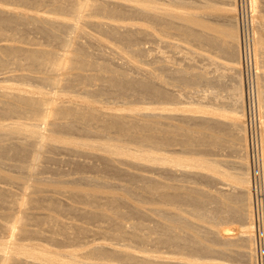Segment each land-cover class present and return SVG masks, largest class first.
Wrapping results in <instances>:
<instances>
[{"label": "bare ground", "instance_id": "bare-ground-1", "mask_svg": "<svg viewBox=\"0 0 264 264\" xmlns=\"http://www.w3.org/2000/svg\"><path fill=\"white\" fill-rule=\"evenodd\" d=\"M162 1L166 2L4 0L5 3L21 5L24 9L18 12L0 10V80L6 81L12 77L16 80L18 77V81L21 78L30 87L23 89L7 86L0 89V158L11 156L17 159L13 166L17 168L15 173H6L0 159V184H5L0 185V211L9 217L8 221H1L0 224V264H232L223 261L222 257L226 259L228 255L230 262L231 256L226 251L232 250L234 246L240 247L236 257L244 264H255L258 260V253L262 249L256 234L259 191L258 180L249 164L251 146L248 123L233 128L238 137L237 149L244 150V158L247 160L244 172L234 175L230 170L240 186H235L234 193L223 192L214 183L216 185L219 177L227 176L229 171L225 169L228 171L226 173L219 161L210 156L216 154L211 150L212 147H221L222 141L226 143L224 138L221 141L220 136L213 133L222 134L225 129L212 124V120L211 123L204 122L199 126V129L205 131H197L196 135L189 131L190 127H174L171 122L173 116L169 113V104L177 99L169 88L172 83L154 71L147 70V76L142 78L138 75L141 69L133 64V59L140 58L138 56L144 51L139 46L140 42L150 35L149 29L142 26L144 22L154 28L157 26L163 35L172 36L173 30L178 31L176 33L184 36L192 47L217 53V56L234 64L229 70L234 81L239 82L234 87L237 90L236 102L240 104L245 96L241 84V66L243 61H248L250 52V44L244 41L243 34L241 36L238 33L239 18L234 14L242 0ZM250 2L253 10L259 8L257 0ZM219 4L229 7L221 19L217 18L221 10ZM41 7L49 9L40 12ZM176 8H183L185 14L175 15L173 10ZM98 16H102V19H94ZM257 26L261 31L258 38L253 35V59L258 69L257 80L261 81L264 26ZM86 27L122 44V53L114 50L121 57L116 56V59L121 62L110 57L100 58L101 61L93 58L88 43H96V48L104 49L98 39L85 30ZM81 38L85 39L84 42ZM130 53L132 56H129ZM200 57L203 55L191 56L189 59L194 62ZM191 62L190 65L194 64ZM117 64L122 66L118 67ZM123 66L136 68L137 75L131 74ZM194 68L188 72L186 82L183 80V83L191 85L203 79V74ZM15 69L27 72L15 76ZM221 75L226 76L223 72ZM28 80L38 84L31 85ZM105 94L143 96L160 105L148 108L150 112H143L141 108H132L128 112L106 111L96 106L99 95ZM258 96L259 103L263 104L261 86L258 88ZM239 107V110L233 112L246 116L244 103ZM18 115L20 118L25 115L33 123L27 124L18 119L5 122L6 119H3L14 116L18 118ZM40 124L48 125L50 134L44 133V127ZM74 132L82 133V137L87 135V139L70 136ZM227 133L230 137L231 129ZM176 135H180L181 145H205L209 148L207 155L210 156L204 159L190 157L192 160L189 161L186 156L178 155V151L174 150ZM91 136L100 137L101 140H91ZM261 146L264 157V135ZM68 147L77 153H99L101 156L95 155L103 167L127 182L120 187L122 195L107 190L110 189L106 186L107 179L84 176V172L82 176L70 179L60 175L52 178L41 176L39 165L47 157L46 153ZM230 147L233 145L230 144ZM184 151L187 153L189 150L187 148ZM116 162L134 171H123L117 167ZM197 165L205 171L201 177L208 183V189L203 193L192 187L189 189L188 185L176 183L187 181L190 176L187 173L189 166ZM184 205L190 206L191 210H188L191 214L208 224L205 230L182 218L178 220L181 214L178 213V218L173 207ZM70 214L89 224H102L94 230L89 228V224L69 222L62 217ZM216 218L226 228L221 223H215ZM125 219L132 220L130 225L126 224ZM145 219L150 222L146 223ZM233 220L242 221L239 229L227 226ZM188 231L194 234L189 235ZM99 234L125 243L121 247H112L98 242L78 253V248H75L77 251H54L43 242H34L46 240L51 246L53 243H60L59 246H63L62 243H73L75 247L89 237H94V241L95 235ZM224 247L227 249L224 250Z\"/></svg>", "mask_w": 264, "mask_h": 264}, {"label": "rangeland", "instance_id": "rangeland-1", "mask_svg": "<svg viewBox=\"0 0 264 264\" xmlns=\"http://www.w3.org/2000/svg\"><path fill=\"white\" fill-rule=\"evenodd\" d=\"M179 1L184 2L186 0H179ZM160 2L165 3L166 1L163 2L162 0H160ZM219 2H222V0H219ZM9 3L10 2L5 3L4 0H1L0 1V10L1 11L18 12V11H21L22 9H24L23 6L18 5L14 2H13L14 4L13 3L9 4ZM257 5H259V8H256V10H253L252 9V3L250 2V0H242L241 5L238 4V6H240L241 8L238 7V11H235V13H234V14H237V17L239 18L237 20V21H239L238 29H240V31L238 30V33H240L241 36L243 34L242 38H244V41L247 42V44H250L249 45V48H250L249 51L250 52H249V55L247 58L248 61H246V60L243 61L244 64H242V66H241V68L243 70V81L241 84H242L243 91H245L244 92L245 96L243 97V101L241 98L242 102H240V104H237V102H236L237 95L235 96V94H237V92H236L237 90H236V86L234 87V85H238L239 82L236 79H235L236 81H234L233 77L230 76L231 70H229L230 67H232L234 64L229 63L227 60H225L224 58H221L220 56H217L218 55L217 53L214 54L210 51H202V50H198V49L192 47V45L184 38V36L182 37V35H179L178 33H176L178 31L173 30L171 32L172 36L163 35V34H161V32L159 31L157 26L155 27L156 28V30H155L154 26H151V24L149 25V23L144 22V24L142 25L143 28L149 29V31L152 32L153 34H151L149 32L150 38L147 36V39H146V37L142 39L139 46L143 47L144 51L141 55L138 56L140 58L135 59V58H137V57H135L133 59V64H134V67H137V68L139 67L138 69H141L140 72L138 73V75L142 78L147 76L148 71H154L156 74H160L167 82L172 83V84H169V88L171 89V92L173 91L172 93L176 96L177 99L175 100L174 103L169 104V108H170L169 113L171 114V116H173L175 118V119H173V117H172V120H171L173 126L175 125L174 127H177V128L183 127V128H187V129H189V127H190L189 131L190 130L193 131V134L196 135L197 131H199L200 133L201 132L203 133L205 131L202 128L199 129V126H201L204 122H210V120H212L213 121L212 124L218 126L219 128L221 127L223 129H225V130H223L224 134L223 133L218 134L217 132L213 133L218 137L220 136L219 140L221 138H224L226 140L225 141L223 139L226 142V143H224L221 139V141L223 143V145L221 147L216 148L214 146L211 148V150H214L216 152V154H214L213 156L207 155L208 154L207 151L209 148L207 149L205 145H196V144H193V146L192 145L186 146L185 144L181 145L182 141L180 140V135H176L177 140L175 141L176 144L174 145V150L176 152L178 151L177 154L180 156H186L185 157L186 159H189L190 157H192L193 159H198V158L204 159V157L210 156V157H214L215 159H217L219 161V163L221 164L224 171H225V169H228L229 173H227L228 172L227 170L225 171L227 173V176L226 175H225V177L224 176H221V177L217 176V177H219V181H218L219 183L217 182L216 185L214 183V186H217V184H218L219 185V187L217 186L218 189H222L223 192L226 191L227 193H230V192L236 191L235 186L236 187L240 186V183L238 184V182L235 181V179H233V175H231V174L232 173L237 174V173L244 172V168H245V164L247 163V160L244 158V155H245L244 150L241 148L237 149L236 142L238 141V137H237V133L235 135L234 132H236V130L235 129L233 130V128H235L238 125L242 126V124L248 123V126H249L248 127L249 146H251L250 147L251 151H250V156H249V158H250L249 164H251L250 165L252 167L251 169H252V171H254V175H255L256 180H258L257 181V183H258L257 184V186H258L257 192L259 191V194L257 196V215H256L258 217V219L256 217V221L258 220V227L259 228L257 227L256 234H257V238L259 239L258 243H260V245L262 246V249L260 250L261 252L258 253V257H257L258 260L255 261V264L256 263L257 264H264V249H263L264 248V246H263L264 245V242H263L264 241V157L262 155V146H261V138H262V135H264V103L263 104L259 103L260 100H259V96H258V88L260 86H261V89L264 93V77H263V75H264V63L262 65L263 67L260 68L261 75L263 74L261 76L262 78H260L261 79V81H260V80H257V74H258L257 70L258 69L254 65L255 59H253L254 58L253 57L254 56V54H253V48H254L253 35H255V37L258 38L260 36V33H259L260 29H259V26H257V25L259 24V25L264 26V2L262 0H257ZM219 6H220L221 10L217 14L218 17H217V15H214V16H216L218 19H221L222 18L221 15H224L223 13H227L226 9H229V7H227L225 5L223 6V4H221V5L219 4ZM47 9H49V8L44 7V9L42 8L40 10V12H45V10L48 11ZM183 10H184L183 8H176L173 10V13L175 15L182 14V13L185 14V11H183ZM94 19H97V20L102 19V16H98ZM124 21H126V20H124ZM177 22H178V20H177ZM85 30H87L91 35L96 37L98 39V42L101 43L102 49H104L102 51L98 46H97V48H98L97 49L96 43L95 44H93V43L87 44V41H85L87 46L88 45L90 46V47L88 46L89 50L91 48L90 51H92L91 54L93 55V58H96L98 60H100V58L104 59V58H109V57L116 59V56H117V58L120 56L114 50H117V52L119 51L122 53V50L120 48V47H122V44H119L116 41H114V40H112L106 36L104 37L101 34H98L96 32V30H94V29L86 27ZM153 35H154V37H153ZM245 35H246V37H245ZM249 38H250V40H249ZM84 40H85L84 38H81V41L84 42ZM242 43H243V40H242ZM171 44H172V46H171ZM104 46H106L108 48H104ZM96 54H98V55H96ZM199 54H200V56L203 55V57L197 58V60H195L197 63H195V61L191 62V60L189 58L191 56H199ZM129 56H132L131 53L129 54ZM119 58H121V57H119ZM165 59H167V60H165ZM116 61L121 62V60H119V59H116ZM190 62L196 64L195 65L196 67L194 68V64L190 65ZM162 65L164 67H162ZM227 65H228V67H227ZM120 66H122V65H118V67H120ZM134 67H131L132 68L131 69L130 66H125V67L123 66V68L127 69L128 72H130L131 74L134 73V75H137V72H136L137 70ZM192 67L196 71L203 74V79H201V80L199 79L198 81H196V83H192L190 85V84H187L185 82L187 79L186 77L188 75V72H190ZM154 68L156 70H154ZM26 72L27 71H25V70H18V69H15V71L13 70V74L15 76L18 74H21V73H26ZM222 72H223V75L225 74L226 76H222L221 75ZM220 75L222 77L219 78ZM179 76L182 78L181 80H180ZM229 76H230V78H229ZM166 77L167 78L169 77L171 80L169 78L167 80ZM14 78L15 77H12L13 80H15ZM12 79L10 78L9 80H6V81L0 80V89L7 88V86L20 87L23 89H28L30 87L27 84V81L26 82L22 81L21 78L19 79V81H18V77L16 78L15 81H13ZM172 79H173V82H172ZM183 80H185L184 83H183ZM22 82L23 83L25 82V84H23ZM28 83L31 85H32V83H33V85L38 84L35 81L33 82L32 80H30V81L28 80ZM259 84H260V86H259ZM238 92H239V90H238ZM76 94H79V93L76 92ZM80 95H83V94H80ZM66 97H67L66 99H69L68 96H66ZM97 100H98V103L96 104L97 107L103 108L106 111H117V112H121V111L122 112H128L132 108H141V111H143V112H150V110L148 108H150L151 106L157 107L160 105V103L158 104L157 101L153 100L154 101L153 102L152 100L150 101V99H148V98L146 99L143 96L137 97V96H133V95H125V96H120V95H106V96L101 95L100 96L99 95ZM77 101H80V100H77ZM151 102H153V104ZM241 103H244V106H245L244 112L246 113L245 114L246 116H243L240 113H237L235 111L233 112V110H236V109L239 110L241 108V107H239V106H241ZM235 105H238V107L236 106V108H235ZM112 109H114V110H112ZM260 110L262 113L260 112ZM8 118L9 117H4L3 119H6L5 122H12L13 120L18 119V120H21L27 124L33 123L32 119L26 118L25 115H23L22 118H20V116L18 118L15 116L10 117V119H8ZM239 122H240V124H239ZM40 125L44 127V128L42 127L43 128L42 130L44 131V133H46L47 135L50 134L49 133L50 130H49L48 125H46V124H44V125L40 124ZM191 126H192V128H191ZM229 129H231V132H232L230 137L227 133ZM74 133L75 134H73V133L70 134V136L73 135L72 137L75 136L74 138H77L79 136L78 138L84 137L85 139H87V135L82 137L80 135L82 133H79V132H74ZM176 137H175V139H176ZM99 138L100 137L97 138V137L91 136V140H95V139L101 140V138L100 139ZM178 138H179V140H178ZM250 138H252V142H251ZM253 140H254V142H253ZM230 144L233 145L232 148L230 147ZM187 148L190 152L187 151V153H186V151H184V150H187ZM216 149H217V151H216ZM252 149H253V153H251ZM183 151H184V153H183ZM197 151H199V153H197ZM204 151L206 153H204ZM71 152H72V150H70L68 147L67 149H58V150L49 151L48 153H46L47 157L39 165L40 170H41L40 175L43 177H46V178L57 177L58 175H60V176L64 177V179H70V178H77L79 175L82 176L83 172H84V174H86L84 176H88L91 178L98 177L96 179H102V180L107 179L106 180V186H108V188H110L107 190L112 191V192H116L117 194L122 195L120 187H122L123 184H127V182L124 181L121 176H119V177L122 180L120 178L116 177L114 174H112V172L108 171L107 169H105L103 167L102 162L96 158L97 157L96 155H98V157L101 156L99 153H97L96 151L91 152L90 154L89 153H77L75 151H73L74 153L73 152L71 153ZM194 152H195V154H194ZM91 154L92 155L94 154V156H92ZM9 157L10 158H8V156H6L4 158H0V159H2V165L4 164L3 170H5L6 173H15V172H17V168L13 167V166H15V164L17 163V159L11 158V156H9ZM191 160L192 159H189V161H191ZM77 162L79 163V166H78ZM116 163H117V167H119L123 171H126V170L134 171L133 169L129 168L128 166H126L124 164H121L118 162H116ZM83 164H89V165H93V166L92 167H85ZM189 168H190V170L187 171L188 175H190L188 180L184 181V182L183 181H176V183H178V184L182 183L184 185H188L189 189L192 187L191 189H196L197 191L201 190L203 193V191L208 189V186H207L208 183L203 181V176L201 177V173L205 172V171L202 170V168H200V165H197L195 167L189 166ZM79 169L82 171H80ZM77 170H78V172H77ZM230 170L232 173L230 172ZM86 171H88V172L86 173ZM64 173L66 174L65 176H67V177L63 176ZM179 174H181V173L179 172ZM14 184L16 185V183H14ZM0 185L5 186V184H0ZM13 187L18 192L20 191L17 187H15V186H13ZM223 187H225V188H223ZM262 190H263V192H262ZM213 191H215V187H213ZM193 193L194 192H192V194ZM132 202L133 201H131L130 203H132ZM133 203H135V202H133ZM237 205H239V203L236 204V206ZM148 206L149 205H146V207H148ZM175 207H173V210L178 215L177 216L178 218H179V214H181L180 218L178 220H181V218H182V220H184V221L186 220L187 223L191 222L193 225L197 224L195 226H197V227L199 226L200 229L205 230V226L208 224L202 220H199L193 214H191L192 212L189 211V210H191L190 206L186 207L184 205L181 207L180 206H175ZM122 209H124V208H122ZM188 211L190 213H188ZM2 212L0 211V224L2 222H6V220L7 221L9 220L8 219L9 217H6L7 215L2 213ZM70 216L72 217V219ZM62 217L66 218L64 220L69 221V222L71 220V222L76 221L79 223H85L86 225L89 224V223L83 222L81 219H79L75 215L70 214L68 217H67V215L62 216ZM144 221L146 223L150 222L149 219H147V220L145 219ZM214 221H215V223H221V226L223 228H226V225L223 226V223L220 219L218 220V218H216ZM125 222H126V224L129 223L127 225H130V222H132V220H128V221L126 220ZM101 224L102 223H99V224L98 223H92V224H89V226H90L89 228L97 230L99 228V225H101ZM240 224L241 225L243 224L242 221L237 222V221L233 220V223L229 224L227 226H229L231 228L234 227V228L239 229ZM188 232H189V235L194 234L193 231L192 232L188 231ZM95 237H96V239H94V241H92L94 237H91V238L89 237L84 242H79L78 243L79 246L77 243H75V245L77 244L75 247H73V245H74L73 243L72 244L71 243L70 244L62 243L63 246L65 245L63 247V246H59L60 243L57 244V243H53V242H52L53 244L51 246L50 245L51 243L47 244L46 240H37V241L35 240L34 242H38V243L43 242L42 244L51 247V249H53L54 251H66V249L67 250H76L75 248H78L77 249L78 253L86 251L90 246H92L93 244L98 243V242L105 243V244L110 245L112 247H121V245L125 243V241H123V240L120 241V240H117V239H114L112 237L105 236V235L99 234L98 236L95 235ZM44 241H45V243H44ZM89 241H91V242H89ZM22 242L29 243L30 241H27V242L22 241ZM49 242L50 241H48V243ZM85 242H86V244H85ZM87 242H89V243H87ZM54 244L55 245L57 244L56 245L57 247H55ZM220 247H223V246H220ZM238 248H240V247L238 246ZM238 248H237V246H234L231 248L232 250H227L226 253L231 256V257L229 256L231 258L230 262H229L228 255H226L227 256L226 259H225V256L222 257L223 261L228 262V263H232V264H236V263L237 264H244L243 261L238 260V258L236 257L238 252H239ZM225 249H227V248L224 247V250ZM83 260L84 261H91V262L93 261V262H97V263L102 262V261L96 260V259H94V260L93 259H83ZM208 260H211V259H208ZM104 262H107V261H104Z\"/></svg>", "mask_w": 264, "mask_h": 264}]
</instances>
